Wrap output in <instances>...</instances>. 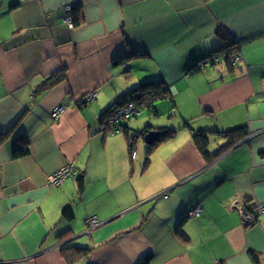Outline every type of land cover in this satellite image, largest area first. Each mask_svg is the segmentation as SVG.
Masks as SVG:
<instances>
[{
    "label": "crops",
    "instance_id": "0c3cea01",
    "mask_svg": "<svg viewBox=\"0 0 264 264\" xmlns=\"http://www.w3.org/2000/svg\"><path fill=\"white\" fill-rule=\"evenodd\" d=\"M221 28L242 60L192 72L220 46ZM61 70L63 80L42 87ZM149 80L168 85L174 120L126 121L129 138L146 126L178 131L151 155L143 135L132 145L99 122ZM57 106L64 114L54 119ZM152 106L144 109L159 114ZM239 127L242 141L212 161L192 136ZM21 138L29 154L15 157ZM210 138L212 153L229 141ZM67 164L77 174L50 184ZM247 200L264 204V0H0V264H139L147 255V264H264V215L246 225ZM69 204L71 221L62 218ZM92 216L101 225L89 235ZM66 242L91 253L68 262Z\"/></svg>",
    "mask_w": 264,
    "mask_h": 264
},
{
    "label": "trees",
    "instance_id": "16d2710c",
    "mask_svg": "<svg viewBox=\"0 0 264 264\" xmlns=\"http://www.w3.org/2000/svg\"><path fill=\"white\" fill-rule=\"evenodd\" d=\"M76 8L77 7H74V9H76ZM73 12L76 13V11H73ZM74 16H72V14H71V18L73 19L72 20L73 22H74V20L77 19L76 18L77 15H74ZM217 34H218L220 41H221L220 46L211 52V56L209 55L208 57H205L202 61H200L198 64H196L191 69L192 72L196 73V72L201 71L202 68L205 66L204 62L206 60H208L209 58L211 59V57H213V55L221 56L223 54H227L228 56L224 59V63L227 64L228 66H234L233 55L239 51V44H240L239 41L232 38L231 35L225 29H222V28L217 31ZM132 56H136V54L131 53V54H129V55H127L121 59H125L127 57H132ZM119 61L120 60H118L117 62H119ZM218 62L219 61H215L212 59L209 63L215 64ZM64 77H65L64 71L61 70V71L53 74L49 78H47L42 87L46 88V87L52 86L54 84H57L58 82L63 80ZM169 97H170L169 87L164 81H162V80H149V81L142 82L141 84H139L138 86L134 87L132 90L128 91L126 94L121 96L120 99L117 100V102L115 104H113L111 107H109L107 110H105L103 112V114L101 115V117L99 119V122H100L101 127H102V132L105 134H108V128H106L105 125H103L104 124L103 122H105V117L110 113V111L115 109L118 105H121L127 101H132V102H135L140 107V110H141L143 108L153 107L152 105L155 103V101L160 100V99L169 98ZM120 127H121V131H123L126 135H128V138H129V134H130L129 126L127 124H125L124 122H122ZM148 127L149 126H146L145 130L149 129ZM145 130H143V132ZM159 130H160V131H158V132H160L159 136L148 145V155H151L152 152L155 150V148L159 144L166 142L170 139H173L175 137L176 133L178 132L177 129L170 128V127L169 128H166V127L160 128ZM192 131H193V133H192L193 139H194L199 151L201 152V154L203 155V157L207 161H212L213 159L221 156L224 152H226L232 146H234L237 143H239L240 141H242V139L246 135V129L240 128V127L234 128L231 130H226V131H213V130H207V129H201V130H194L193 129ZM213 133L224 136L225 138L229 139L228 143L226 145H222V146L220 145L218 150L215 153H212L210 150V145H211V138L210 137ZM140 135H142V131H138L137 135L129 138L132 145H133L134 137H139ZM28 154H29V149L27 146V141L23 140V138H21L20 140H18V143L16 144L15 157H23V156H26ZM148 161H150V158H148ZM147 163H149V162H147ZM77 182H78L79 193H82L85 189V176L83 174L80 175L77 179ZM247 199H249V198H247ZM250 203H251L250 200H247V205L245 206L244 212L245 213H254L256 215V218H258L260 215L258 206H255L253 208V206H249ZM62 218L64 220H67V221H71L74 219V208L72 205L69 204L63 208ZM183 222H184V220H181V222L178 226L177 230L179 232H183L181 230V226H182ZM255 222H253V223H255ZM69 232H70V230H67L66 232H64L61 235L67 234ZM61 253L68 262H72V261H75V260L80 259V258L88 257L91 253V248L76 245V244L71 243V242H66L61 247ZM252 256H253V259L255 260V262L259 263L258 254L252 252ZM149 259H150V255H147L144 257V259L139 264H147Z\"/></svg>",
    "mask_w": 264,
    "mask_h": 264
},
{
    "label": "built area",
    "instance_id": "2783aa9c",
    "mask_svg": "<svg viewBox=\"0 0 264 264\" xmlns=\"http://www.w3.org/2000/svg\"><path fill=\"white\" fill-rule=\"evenodd\" d=\"M68 8L70 9V7ZM68 20L70 21V23L72 22V18L70 14H69ZM71 26H72V23H71ZM226 56L227 55L224 54L220 58H224ZM214 58L216 57L214 56ZM241 59H242V55L240 52L233 55L234 62H238ZM216 60H219V59H216ZM95 97H96V92L93 91L89 93L87 96L83 97L81 100L82 101L81 103L83 105H87ZM139 112H140L139 107L135 102L127 101L121 105H118L115 109L110 111V113L105 117V122H103L104 123L103 125H105V127L108 128V134L114 135L116 133L121 132L120 125L122 122L131 120ZM63 114H64V108L62 106H57L52 111V117L54 119H59ZM132 153L135 156V151H133ZM76 174H77V170L74 167V165L67 164L63 166L62 168H60L56 173H54L50 177L49 182L52 185H61L69 176L76 175ZM200 213H201V207L198 206L192 210L191 215L200 216ZM259 214L264 215V205H261L259 207ZM256 219L258 218H256V215L254 213L244 212V223L246 225L252 224L253 222L257 221ZM87 224H88V230L93 231L101 225V221L97 216H92L88 218Z\"/></svg>",
    "mask_w": 264,
    "mask_h": 264
},
{
    "label": "rangeland",
    "instance_id": "374dc122",
    "mask_svg": "<svg viewBox=\"0 0 264 264\" xmlns=\"http://www.w3.org/2000/svg\"><path fill=\"white\" fill-rule=\"evenodd\" d=\"M140 82V80H139ZM139 82H134L135 84H138ZM121 93V92H120ZM155 106H157V110L159 111V114H156L153 110L149 111L148 109H141V112L136 117H133L131 120H145L143 123V126H145L148 122L153 123L154 125H164L165 123H170L174 120V118L169 115L171 110V102L168 99H160L155 101ZM130 120V121H131ZM178 120V119H176ZM182 121V120H179ZM178 121V122H179ZM177 124V122H175ZM144 140V139H142Z\"/></svg>",
    "mask_w": 264,
    "mask_h": 264
},
{
    "label": "water",
    "instance_id": "95a60500",
    "mask_svg": "<svg viewBox=\"0 0 264 264\" xmlns=\"http://www.w3.org/2000/svg\"><path fill=\"white\" fill-rule=\"evenodd\" d=\"M159 134L160 132L151 129H147L144 132L142 131L143 138L147 144H150L152 141H154L159 136ZM86 233L90 235L92 231L88 230Z\"/></svg>",
    "mask_w": 264,
    "mask_h": 264
},
{
    "label": "bare ground",
    "instance_id": "6f19581e",
    "mask_svg": "<svg viewBox=\"0 0 264 264\" xmlns=\"http://www.w3.org/2000/svg\"><path fill=\"white\" fill-rule=\"evenodd\" d=\"M237 53H239V51H238ZM223 55H224V54H223ZM223 55H221V56H215V55H213V57H211V59L209 58V59L206 60V61H207V63H209L212 59L215 60V61H220V60H222V59H225V58L228 56V55L226 54V55H227L226 57H224V58H220V57H222ZM210 56H211V55H210ZM214 56H215L216 58H214ZM216 59H219V60H216ZM241 60H242V59H241ZM241 60H240V61H241ZM240 61H238V62H234V61H233V62H234V65H236V64L239 63ZM205 63H206V62H204V64H205ZM138 107H139V106H138ZM139 110H140V107H139ZM140 112H141V110H140ZM140 112H139V113H140ZM262 205H264V204H262ZM260 206H261V205L258 206V209H259ZM192 210H193V209H192ZM192 210H191V212H192Z\"/></svg>",
    "mask_w": 264,
    "mask_h": 264
},
{
    "label": "clouds",
    "instance_id": "9594fccd",
    "mask_svg": "<svg viewBox=\"0 0 264 264\" xmlns=\"http://www.w3.org/2000/svg\"><path fill=\"white\" fill-rule=\"evenodd\" d=\"M258 220V219H257Z\"/></svg>",
    "mask_w": 264,
    "mask_h": 264
}]
</instances>
